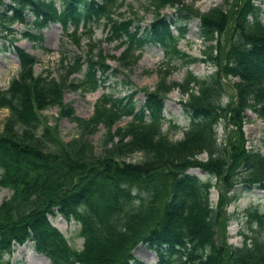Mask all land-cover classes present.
I'll list each match as a JSON object with an SVG mask.
<instances>
[{"label":"trees","instance_id":"16d2710c","mask_svg":"<svg viewBox=\"0 0 264 264\" xmlns=\"http://www.w3.org/2000/svg\"><path fill=\"white\" fill-rule=\"evenodd\" d=\"M55 1L0 0V27L29 23L39 30L59 24L63 37L77 48L85 40L92 52L93 29L101 26L105 41L121 52L102 56L99 49L94 60L62 56L55 79L35 75L36 59L13 47L18 69L0 90V109L7 110L0 124V188L9 192L0 202V264H9L11 248L26 241L50 264H145L132 254L138 245L154 253V264H264V241L254 237L249 246H228L223 223L225 193L238 187L264 191V156L246 149L240 133L245 111L264 124V3L232 0L227 11L212 7L199 13L193 8L196 0H145L152 18L142 28L132 7L126 18L117 13L123 0H57L58 7ZM165 8L173 10L171 16L161 14ZM190 19L198 21L201 58L177 48L185 34L182 25ZM146 44L158 46L164 57L153 87L124 96L102 92L87 119L75 117L63 103L64 92L102 89L100 77L113 73L106 61L132 67ZM175 62L208 63L214 71L201 79L187 71L180 82L169 81ZM74 75L81 78L70 79ZM226 78L234 81V101L222 104ZM174 90L185 97L179 103L189 118L179 140L162 130L163 102ZM138 93L143 100L137 107ZM53 107L58 109L55 122L65 118L78 129L66 142L56 124L40 118ZM219 122L226 129L220 143ZM99 129L103 134L95 151L87 137ZM260 145L264 148V128ZM215 185L220 195L212 206L209 190ZM55 215L79 225L80 250L70 248L49 223ZM249 216L261 226L264 214Z\"/></svg>","mask_w":264,"mask_h":264},{"label":"rangeland","instance_id":"374dc122","mask_svg":"<svg viewBox=\"0 0 264 264\" xmlns=\"http://www.w3.org/2000/svg\"><path fill=\"white\" fill-rule=\"evenodd\" d=\"M231 1L196 0L193 3V8L199 13L205 12L212 7H221L227 11L230 8ZM259 2L264 3V0H258L256 3L258 4ZM4 3L8 4L9 0H4ZM123 4L124 6L117 12L121 14L122 18L127 17V7L130 6L136 12L139 25L142 28L150 23L152 14L147 9L145 0H123ZM55 5L58 7L57 0L55 1ZM172 13L173 10L170 8H165L161 12L166 17L171 16ZM25 18L28 22H31L33 19L29 14H25ZM2 25L6 28L0 27V90L7 88L9 81L15 77L18 69L13 47H17L36 59V63L32 66V71L35 75L49 76V78L55 79H57L59 74V58L62 56L70 57L74 53L75 55H80L82 60L85 57L94 60V54L99 49L102 56L117 57L121 52V49L115 48V43L105 41V31L101 26L93 29L91 42L95 47L90 52L85 40H81L79 44L80 48H77L72 44L71 40L63 37L59 24H48L39 30L31 27L29 23L25 25L19 23L7 25L3 23ZM175 25L180 26L181 22H176ZM182 26L185 28V34L184 38L178 42L177 48L191 57L201 58L204 44L198 38V21L190 19ZM68 28L70 30V27ZM172 32L175 34L173 28ZM23 33L39 36L40 39L32 42L25 39L22 36ZM163 61L162 50L154 44H146L135 65L127 69L121 68L112 60H107L106 64L110 66V71L113 73L108 74L106 77H100V80H103L102 89L98 88L96 91L86 94L78 91H65L63 103L72 108L75 117L85 120L91 115L92 105L102 92L111 93L114 96H124L136 89L152 88L157 80L155 71L158 67H162ZM173 67L174 69L171 70L168 80L175 82H180L187 71L199 79L210 75L214 71L212 65L198 62L188 66H182L179 62H175ZM80 78V75L70 77L73 80H79ZM233 82L230 78L222 80L224 87V93L221 97L222 104L234 101V94L231 88ZM184 98L180 96L178 91L174 90L166 95L163 102L162 114L166 123L162 126V130L168 133V137L171 140H179L182 131L189 124V118L179 103ZM134 100L136 101V106H140L143 100L142 94H136ZM57 112L58 109L53 107L39 114L40 118H43L50 125L56 124L58 137L66 142L71 137L77 135L78 129L73 122L65 118L55 122ZM6 115L7 110L0 109V124ZM241 116L240 133L243 136L245 148L258 151L264 156V148L260 145L264 124L249 111L243 112ZM127 120L120 121L117 126H122ZM171 124H174L176 129L171 130L169 128ZM102 134L103 131L99 129L96 133L87 137V140L94 147L95 151L99 150ZM225 136L226 129L223 122H219L216 128L217 142L220 143L225 139ZM199 158L204 160L205 155L202 154ZM188 173L197 176L202 181L215 183L214 179H211L199 170H189ZM219 193L216 185L209 190V202L212 206L216 203L220 195ZM8 196V190L0 188V202ZM224 199L227 201L223 207L224 241L226 244L231 247H240L243 244L249 246L254 237L264 241V217L261 220L260 226L256 219L249 216L252 211H255L259 215L264 214V191L258 190L256 187H238L232 193H225ZM48 221L62 234L70 248L74 250L81 249L82 239L79 237L78 224L71 220L66 221L59 215L48 217ZM132 254L137 260L145 264H154L156 262L154 253L143 245H138L132 251ZM38 255L33 251L32 244L26 241L21 246L15 245L11 248L8 261L9 264H50L46 258ZM4 258L6 259V256Z\"/></svg>","mask_w":264,"mask_h":264},{"label":"bare ground","instance_id":"6f19581e","mask_svg":"<svg viewBox=\"0 0 264 264\" xmlns=\"http://www.w3.org/2000/svg\"><path fill=\"white\" fill-rule=\"evenodd\" d=\"M39 256V255H38ZM43 259V258H42Z\"/></svg>","mask_w":264,"mask_h":264}]
</instances>
